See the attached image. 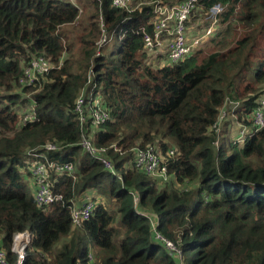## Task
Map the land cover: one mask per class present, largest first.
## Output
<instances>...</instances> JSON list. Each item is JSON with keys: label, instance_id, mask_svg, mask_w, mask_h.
<instances>
[{"label": "trees", "instance_id": "16d2710c", "mask_svg": "<svg viewBox=\"0 0 264 264\" xmlns=\"http://www.w3.org/2000/svg\"><path fill=\"white\" fill-rule=\"evenodd\" d=\"M112 1L0 0V249L17 264L13 237L28 231L35 241L22 264H179L154 239L146 215L153 214L183 264H264V130L243 146L234 143L227 123L219 135L210 131L227 98L251 114L264 94V0L200 1L197 20L214 3L225 7L214 42L235 24L239 37L205 58L203 44L162 66L134 32L153 31V7L131 14ZM88 8L87 24L71 44L62 29ZM101 16L116 36L113 48L96 56ZM121 32H127L122 41ZM36 56L53 64L65 58L36 87H22L24 68ZM90 71V88L102 95L111 120L88 130L94 144L107 149L116 175L80 144L75 102ZM28 102L36 104L37 118L21 125ZM48 144L56 150L40 152L50 162L73 163L78 178L52 174L51 190L63 201L39 208L28 169L35 158L27 154ZM152 144L177 150L168 183L133 165L136 147ZM86 194L96 209L74 228L70 208ZM86 239L107 255L97 258Z\"/></svg>", "mask_w": 264, "mask_h": 264}, {"label": "built area", "instance_id": "2783aa9c", "mask_svg": "<svg viewBox=\"0 0 264 264\" xmlns=\"http://www.w3.org/2000/svg\"><path fill=\"white\" fill-rule=\"evenodd\" d=\"M74 2V0H72ZM200 1L213 0H185L177 4H167L160 1L144 0H113L114 8L134 13L141 10L144 5L153 7V20L151 26L153 31L149 32L143 27L134 31L141 34L145 48L149 54L159 58L158 65L166 63L173 64L183 60L185 56L194 53L203 41L207 43L218 30L220 17L225 12V7L217 2L210 6L203 18H199V25H205L204 34L194 36L189 24L194 16H198L197 4ZM75 3V2H74ZM127 32H121L119 40L122 41ZM193 34V35H192ZM116 36V31L108 32L105 28L103 17L101 16V36L96 42V56L110 45ZM209 38V39H208ZM204 43V44H205ZM65 57H62L59 64H53L50 60L42 56L33 57L30 63L24 68L23 76L19 80L22 87H36L40 81H44L48 75L56 69L63 66ZM92 85V73L88 74L87 82L81 89L75 102V110L79 115L81 146L95 160L101 162L104 167L116 175L113 162L106 156V148H98L95 144L88 128L98 130L111 120V114L106 110L103 97L95 93V86ZM31 95H27L31 99ZM36 104L28 102L26 108L21 113V125L34 122L36 120ZM241 102L227 98L219 109L216 122L211 126L210 131L218 135L224 130L225 124L230 128L235 125L233 141L237 145H244L257 133L264 130V94L257 100V106L251 114H246L241 110ZM242 119L239 118V113ZM218 141L216 142V145ZM115 147V146H113ZM41 150L50 152L55 151L56 146L48 144L41 148H34L28 151V156L35 158V163H28V169L33 178L35 202L39 208L47 207L56 202L63 201L61 195H56L51 190L50 179L52 174L59 176L72 177L77 180V168L71 162L57 164L50 162ZM177 157L176 148L163 152L159 145H147L145 148L139 146L135 149L133 165L139 171L162 183H168L172 180L169 174L168 165ZM180 187V185H179ZM135 202L138 201L134 195ZM97 202L92 198H86L82 205L76 206L74 202L71 206V219L74 228L82 227L85 222L90 220L96 209ZM151 223L153 237L156 241L162 243L165 248L179 259V264H183L181 251L174 243L165 238L158 231L159 218L153 214H146ZM35 241V235L26 231L16 233L13 237L12 251L18 256V263L22 264L25 260L26 251L30 249ZM0 264H9L6 252L0 249Z\"/></svg>", "mask_w": 264, "mask_h": 264}, {"label": "rangeland", "instance_id": "374dc122", "mask_svg": "<svg viewBox=\"0 0 264 264\" xmlns=\"http://www.w3.org/2000/svg\"><path fill=\"white\" fill-rule=\"evenodd\" d=\"M89 11H90L89 8L86 11H84L82 13L80 19L76 22V24L66 26L62 29L66 34H68L71 44L76 43L77 35L80 32H82L84 27L86 26ZM195 17H197V16H195ZM199 21H201V20L200 19L197 20V19L193 18L191 20V23L189 24V27H191V31L194 33V36H201L204 34L205 25H203V24L199 25V23H200ZM220 29H221V27H220ZM239 35H240V31L238 30L237 25L235 24V28L231 32L226 33L224 35V37L219 38L218 41L214 42V40H212L215 36L212 37L207 43H205L207 39L204 40L203 44L204 43L205 44H204L203 48L205 47V49H204V53L201 55V58L207 57L208 54L214 52L216 50V48L218 49L221 47V49H227L228 47L232 46L235 43V41L237 40V38L239 37ZM107 48H109L111 50L113 48V46L108 45ZM207 50H208V52H206ZM157 60H159V58H157ZM155 62H157V61H155ZM24 108H26V107H24ZM232 127L235 128V125H232L230 130H229L231 137L233 138L234 137V129ZM34 163H35V161H33V160L30 161L31 165ZM85 243H86V245L92 247L93 251L96 253L97 258L102 259L104 256L107 255V253L104 252L103 250L94 247V245H92V243L90 242L89 239H86Z\"/></svg>", "mask_w": 264, "mask_h": 264}, {"label": "crops", "instance_id": "0c3cea01", "mask_svg": "<svg viewBox=\"0 0 264 264\" xmlns=\"http://www.w3.org/2000/svg\"><path fill=\"white\" fill-rule=\"evenodd\" d=\"M206 52H208V50ZM32 193H34V188H33V192ZM86 198H91V196L89 194H86L83 197H81V198H79L77 200H74V205H76V206L82 205Z\"/></svg>", "mask_w": 264, "mask_h": 264}]
</instances>
